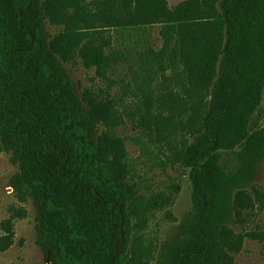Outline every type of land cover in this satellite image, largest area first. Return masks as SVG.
<instances>
[{"label":"trees","instance_id":"trees-1","mask_svg":"<svg viewBox=\"0 0 264 264\" xmlns=\"http://www.w3.org/2000/svg\"><path fill=\"white\" fill-rule=\"evenodd\" d=\"M47 5L0 0V136L16 148L14 186L38 206L37 242L51 263L132 264V222L124 141L92 129L115 115L110 106L95 115L80 108L67 69L49 47L46 17L64 23L70 46L99 69L109 63L105 28L158 25L177 33L192 84L208 87L210 97L187 161L193 209L185 220L193 225L162 247L160 263L227 264L222 237L233 219L234 191L255 179L264 160V130L248 129L264 91V0ZM239 142L236 167L227 172L219 151Z\"/></svg>","mask_w":264,"mask_h":264},{"label":"rangeland","instance_id":"rangeland-1","mask_svg":"<svg viewBox=\"0 0 264 264\" xmlns=\"http://www.w3.org/2000/svg\"><path fill=\"white\" fill-rule=\"evenodd\" d=\"M167 1L175 5L182 0ZM42 2L47 9L48 0ZM44 27L80 108L95 115L110 106L115 115L110 124L93 122L92 129L97 136L109 132L121 137L126 147V210L132 222L128 257L132 264H161L162 247L193 225L185 220L193 209L187 161L209 88L192 84L177 33L169 27L105 28L101 35L108 43L104 51L109 63L103 69L91 64L79 46H70L64 23L46 17ZM248 129L264 130V91ZM242 145L219 151L227 172L236 167ZM18 161L15 146L6 147L0 136V264H52L37 242L38 206L14 186ZM222 248L227 264H264V160L255 179L234 191L233 219L223 227Z\"/></svg>","mask_w":264,"mask_h":264}]
</instances>
